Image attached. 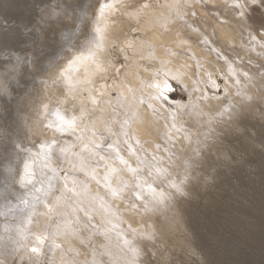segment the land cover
I'll list each match as a JSON object with an SVG mask.
<instances>
[{
  "label": "rangeland",
  "instance_id": "374dc122",
  "mask_svg": "<svg viewBox=\"0 0 264 264\" xmlns=\"http://www.w3.org/2000/svg\"><path fill=\"white\" fill-rule=\"evenodd\" d=\"M53 1L55 0H0V16L10 22L9 29L0 32V49L5 53L13 51L20 57H27L28 61L31 62L20 65L13 75L12 67L8 64L5 55H0V63L7 65V69L0 72V87L3 88V91H0V193L4 192L5 185H8L9 191L21 193L26 190L21 187L19 177L24 173L25 163H31L33 151L14 150V145L21 143L31 149L28 145V137L21 135L23 133L22 127L25 126L30 118L37 117L36 113L40 103H36L37 106L33 107L31 99H29L30 95L33 97V92H35L37 85L48 87L47 76L53 65H57L60 59L65 57L67 49L71 48L67 52L75 51L76 47L73 46L77 45V41L74 43V40L80 39L79 34H81L83 22L86 20L88 13L86 8H88L87 6L91 0H56L55 3ZM150 1L151 4H155L164 0ZM66 7L71 10L68 11ZM53 11L60 13L59 15H51ZM248 16L252 21L257 37H259L261 25H264V7L257 4L251 11H248ZM42 17L48 21L45 23L41 19ZM70 21L79 24L78 30L71 31V26L69 25L72 23ZM52 24L61 27V33L59 30L55 38H47L45 35L47 32H51ZM73 33L75 36L79 34L74 38ZM133 35L136 37L135 33ZM50 38L52 39L50 40ZM80 48L83 49V45ZM110 53L111 61L116 67L108 72L105 78L107 88L112 91V100L111 98L108 99L112 110L111 114L105 115L104 122L110 125L116 136L120 138V142L116 139L114 140L116 142H114L110 135L113 133L103 129L104 127L100 130V133L91 128L93 113H86L85 116L84 123L89 128L86 135L89 139H92L91 133L93 131L98 136L102 135L104 137L102 143L104 150L107 149L106 152L112 151L107 148L108 144H113L115 147L125 145L131 150L129 139H126L127 130L125 131V125L127 124L123 120V118H128L129 120L130 115H128L125 102L122 101V95L116 90V85L122 81L121 78H124L126 62L129 61L127 56L130 52H122L117 46H114L111 48ZM249 65L253 71L262 70L261 72L264 73V66H260L261 64L250 63ZM116 69H119L118 75L115 71ZM158 71L163 76L164 72L161 69H158ZM218 79L221 87L209 89L218 96L224 97L226 92L223 87L226 84V80L223 78ZM157 80V78L152 79L150 83H157ZM171 82L174 91L169 95L175 97L172 103H182L185 104L183 105L185 107L192 105L190 110L195 116H198L201 108L199 99L191 101L187 90L183 89L176 81L172 80ZM4 93L6 95L2 96ZM149 93L147 85L145 92H141V95L144 94L143 96L139 97L138 92H134L135 100L140 103L141 101L148 103L149 100L147 101V99L149 97L147 95ZM194 94L198 95L197 92ZM84 95L87 97V92H84ZM146 97L148 98L146 99ZM33 99L35 100V98ZM98 101L96 106L101 108L102 101L101 99ZM33 103L35 102L33 101ZM89 104L92 105L91 102ZM188 110L189 108L181 115L183 120L179 126V133H183L185 141L182 148L179 145V147H176L174 141V143H170L167 135L169 134L170 126L172 127V125L167 123V120L174 122L177 118L169 112L167 105L163 112H159L165 117L161 119L165 124L164 130L161 129L160 132L163 131L162 140L166 145L162 144V146L166 148V160L167 163H170L174 179L175 177L179 180L184 179L180 176V172H182L180 169L188 167L185 162L191 161L184 194L178 198V206L179 209L181 208L180 211L184 217L185 226L169 234L162 241H156L154 250L145 248L140 260L142 264H264V104L261 102L255 103L254 108L243 114L239 120L233 122V125L221 134L218 133L217 126L204 131L202 129V134H199L187 117ZM45 111L48 110L45 109ZM47 113L45 114L46 116ZM96 113L102 114V112L98 111ZM155 117L160 120L158 116ZM173 128H175L174 125ZM186 136L191 138V143L185 139ZM79 143V141H76L77 147L71 148L68 154L60 155V152L57 154L56 157L59 158L57 166H59L60 174L57 172L56 177L51 180L53 185L52 194L47 196L44 194L48 190L49 182L47 181L41 185V187H44V191L38 192L39 194L36 196L39 199L34 200L33 196H24L29 200V205L27 206L19 204V200L16 199L15 195L10 198V201L4 200L3 196L0 195L1 247L7 244L11 252V248L16 247L14 243L16 240H19L22 245L30 246L35 243V235L48 234V240L41 245L42 252L40 255L32 254L27 250V247H19L15 252H11L13 259L10 264H13V261H15V264H75L73 261L61 262L60 257L56 255L57 253H63V251L64 255L69 256L71 259L73 258L77 264H83L85 259L89 261L92 259L90 252L97 247V243H101L100 241L104 244L110 243L114 247L122 243L118 233H120L122 228L126 229L129 222L125 220L123 213L117 214L114 211V205L110 211H106L101 207L99 200H94L97 195L92 196L90 194L89 182L95 181L92 179L91 174L85 175L84 172L80 171L79 158L71 154L72 152L80 151ZM198 152H201L199 156H202V159L194 162V156ZM151 155L153 156L154 154ZM141 157L143 160L148 161L147 158ZM73 161L76 162L75 167H73ZM97 162L101 166L105 163V161L103 163V160H99L96 156L89 163L94 165ZM148 162L156 163V161ZM37 169H39V165ZM47 175L46 172L44 177ZM65 176H67L69 187L73 186V178H75L76 194L67 191L63 187L66 182ZM11 178L15 182L11 181ZM39 178L43 180L42 173H38L37 179ZM36 187H39L38 183ZM98 189L105 191L102 184L98 185ZM164 189L168 191L170 188L165 184ZM61 195L68 198V206L64 207L66 201L61 199L60 206L51 215H46L47 209L44 207L43 202L47 200L54 203L55 198ZM87 199H91L93 202L83 203ZM81 203L85 204V206H82ZM16 205H19V207L21 205L25 209L23 211V207L21 208L22 214L20 217L16 213L20 208L16 207ZM73 207L87 209L91 214V220L84 215L83 211L73 213ZM127 207L125 202L124 208ZM40 208L45 213V219L42 220L40 226H33V223L37 221ZM65 210L67 211L65 212ZM29 211L34 213L32 214L33 222L31 224L25 221L26 213ZM142 211L141 209L131 210L130 212L142 214ZM102 212L106 215L117 214L116 219L118 220L117 217L119 216L120 220L123 221L121 223L119 220L117 222L114 219L115 221L113 222L115 229L112 230V233L117 234L119 238L112 239L108 236L116 241L102 239L98 242L95 239L89 240V238L87 249H85L83 256H78L77 251L73 253L75 249L72 251L73 248L70 249L69 246L74 237L63 232V223L68 222L71 228L73 227L71 221L77 217L82 221H88V227H81L77 232V234L87 238L88 236L85 233L88 230L89 233L104 232L100 226L93 222L97 216L103 218L105 225H110V222L106 220V216H102ZM7 224L11 226L10 228H15L10 229ZM93 224L97 225L96 229L91 227ZM57 225H61L59 235H55ZM57 244L60 247H56ZM87 251L88 253H86ZM110 264L116 263L110 261Z\"/></svg>",
  "mask_w": 264,
  "mask_h": 264
},
{
  "label": "bare ground",
  "instance_id": "6f19581e",
  "mask_svg": "<svg viewBox=\"0 0 264 264\" xmlns=\"http://www.w3.org/2000/svg\"><path fill=\"white\" fill-rule=\"evenodd\" d=\"M55 1L53 2L55 3ZM100 2H102V0H91L88 6L85 2V5L88 7L86 8L88 12L87 18L86 20L83 19L84 22L81 34L78 33L80 39L74 40V43L77 41V45L73 46L76 47L75 51L71 50V52H67V50L71 48L65 51V57H62L57 65H53L52 69L50 68L51 71L46 81L48 87L37 85L35 87V92H33V97L30 95L29 98L31 99L33 107H35V105L37 106L36 103L38 102L40 106L36 113L37 117L30 118L25 126L22 127L23 133H21V135L28 137V145L31 147V151L34 152H32L33 157L29 164V168L30 170H35L36 179L38 173H43L44 182L48 181L44 177V174L47 172V176H52V173L47 168L43 167L45 164L43 158L36 155V153L40 152L39 145L41 143H51L54 139L56 140L57 143L54 148L51 166L57 169L56 173H59V166H57L59 158L56 157L59 153V148L68 147L74 142L76 143L74 135L70 133L62 135L45 126L48 123V117L45 114L56 107H60L61 109L66 108L69 110V114H71L72 111L79 112L83 102L87 106L86 113L94 114L93 120H91V128L100 133V130L104 127L103 129L109 130L114 134H110L113 141L115 139L117 141L120 140L110 125L104 122L105 115L111 114L112 109L110 108L111 105L108 99L111 98L112 100V91L106 87L102 89L103 95H100L99 91L96 93L97 103L99 99L102 101V99L105 98L101 103V108H98L96 104L93 105L91 103L92 105H90V100L84 99V93H77L75 99H73V97H68L66 100V86L60 77V70L67 66L69 59L74 58L79 51L83 50L80 46L83 45V47H85L88 38L93 35L92 25ZM231 2L232 0H164L163 2L151 4L150 0H120V10L107 14L106 19L101 21V25L103 26L106 24L108 30L105 53L108 71L104 74L105 78L108 72L116 67L111 61V48L117 46L119 50L123 49L122 52H130L127 56L129 61L127 60L128 62H126L127 65L125 66L124 78H121L122 81L116 85V90L122 95V101L125 102L128 115H130L129 120L128 118H123V120L127 124L125 125V131L127 130L126 139H129V147L131 150L125 145H121V147L116 146V148H118L121 155L133 165L137 162L133 151L147 158L150 162H154L151 154H155L157 157L163 156L165 158L164 162L167 163L166 148L162 146V144L166 145V143H163L162 140L163 131L160 132L161 129L164 130L165 123L161 119L165 117L159 113L163 112L166 105L169 112L174 114L177 118L174 122L167 120V123L172 125V127L170 126L169 134H167L168 140L170 143L174 141L176 147L181 146L182 148L185 141L183 133H179V126L183 120L181 115L187 108H189L188 112L186 111L188 113L187 117L191 120L199 134H202V129L204 131L215 126H217L216 129L218 133L221 134L232 126L233 122L239 120L243 114L250 111L251 108H254L255 103L261 102L264 104V73L261 72L262 70L253 71L249 65L250 63H258L259 65L261 64L260 66H264V48L260 46L258 40L252 39V36H257V34L254 31L249 16H247V18L239 17L232 8ZM144 5H147V7H144ZM70 10L68 8V11ZM71 23L69 26H71L70 29L72 32L75 29L77 30V27H80L77 22ZM52 25V30L50 29L51 32H47L45 35L47 38H55L59 30L61 33V27L54 24ZM133 33H135L136 37H134ZM77 35H74V38H76ZM52 38H50V40ZM230 66L234 69V74L229 71ZM158 69H161L163 72H168L170 78L172 76L179 77L178 80H173L189 92L191 101L199 99L201 108L198 112V116H195L192 110H190V108L192 109V105L185 107L183 106L185 104L172 102L170 104H161L159 101L151 99V96L155 94V89L152 87H148L150 91L147 95L149 99L146 97L147 101L149 100L148 103L145 102L141 104L135 100L134 92H138L139 97L143 96L144 94L141 95V92H145L147 85L153 84L150 83V80L157 78V82H162L164 77L161 75H159V77L157 76L156 72ZM245 73H247V75H245ZM218 78L226 80V84L223 87L226 92V96L224 97L218 96L209 89L221 87ZM237 79L240 81L239 83L236 82ZM215 85H218V87ZM237 91L240 92V95H236ZM196 92L198 95L194 94ZM5 95L6 93L2 96ZM33 98H35V100ZM33 101L35 103H33ZM45 104L48 105V109H46L48 111H45L43 107ZM229 104L232 106L231 112L224 113L222 116L219 115L218 113L222 112L224 107ZM149 105H151V107ZM97 111L102 112V114L96 113ZM155 116H158L160 120ZM173 125L175 128H173ZM77 134H79V131ZM157 145H159V148H157ZM112 154L115 155L114 152ZM199 154H201V152H198L194 156V162H198L202 159V156H199ZM60 155L62 154L60 153ZM141 156L140 158L142 159ZM93 157L94 156H92L91 159H93ZM91 159L87 161L88 165H90L89 162ZM106 163L110 164L111 161H105L104 165ZM116 163L118 164L119 161H116ZM37 164L39 165V169H37ZM102 167L103 165L96 168L95 173L96 177L101 180L105 173V168ZM180 171H182L180 172L181 178H185V176L189 174L190 167H184V169H180ZM176 173L178 172L176 171ZM127 175L128 174L125 173V176ZM175 179L177 178L175 177ZM37 180H40V178ZM11 181L15 182L13 178H11ZM94 181L95 182H89L90 194H92V196L97 195L103 197L104 191L98 189L96 180ZM38 185L41 187V184L38 183ZM31 188L32 186L29 185L28 189ZM184 189L185 183L183 184V191ZM32 192L29 193L26 189L21 193H25L26 195L24 194V196L26 197L33 196V199L36 200V196L39 193L35 192L34 189ZM166 192L171 193L167 201V206L160 205L155 211H142V214H137L136 212L131 213V210L129 211L127 209L128 207L124 208L125 202L115 201L113 204L115 207L114 211H116L117 214L123 213L122 215L125 220L131 223L133 227L137 228L140 232H149L153 234L154 238L151 240H138L142 254L145 248L154 250L156 241H162V239L169 234L185 226L184 217L180 211L181 208L179 209L178 206V198L181 194L176 193L174 189H169ZM91 201V199H87L83 201V203ZM83 203H81L82 206H85ZM22 207L23 206L20 205V210L16 212L19 217L22 214ZM24 210L23 207V211ZM66 211L67 210H65V212ZM106 214L102 212V216H106L108 222L111 221L110 225H105L102 220L103 218L97 215V218L93 222L100 226L102 230H107V235L110 238L118 239V235L112 233V230L115 229L113 227V222L117 214ZM44 219L45 213L43 209L40 208L37 221L33 223V226H40ZM7 227L10 228L11 226L7 224ZM1 228L0 226V235ZM85 235L88 237L84 243H81V240L77 238L81 235L77 234V237L73 238L69 246L70 249L73 248L72 251L75 249L73 253L77 251L80 257L81 255L83 256L85 249H87L86 246L89 238V240L95 239L97 242L104 239L103 235L97 234V232L89 233V230ZM112 239L110 240L116 241ZM106 244L111 248L112 255L110 257L105 256L103 259L121 264L124 259V253L120 250L119 246L117 245L114 247L110 245V243ZM0 245L2 244L0 243ZM98 245L99 243H97V246ZM86 253H88V251ZM90 255L92 256V252H90ZM56 256L60 257L63 263L73 261L77 264L73 258L71 259L69 256L64 255V251L60 254L57 253ZM97 258L99 259V257ZM12 259L13 255L6 254L3 247L0 246V260H4L5 264H10Z\"/></svg>",
  "mask_w": 264,
  "mask_h": 264
},
{
  "label": "snow or ice",
  "instance_id": "6c2138e0",
  "mask_svg": "<svg viewBox=\"0 0 264 264\" xmlns=\"http://www.w3.org/2000/svg\"><path fill=\"white\" fill-rule=\"evenodd\" d=\"M120 0H102L98 4L97 13L95 14L94 23L92 25V32L90 38H88L87 43L83 50L79 51L78 54L69 59L67 62V66L60 70V77L63 83L66 86L65 99L68 97L76 98L77 93L87 92V97L85 100H90V102L95 105L97 104V95L96 93L99 91L100 95H103V88L107 87V82L105 80V73L108 71V65L106 63V41L108 39V30L107 25H101V21L106 19L107 14H111L114 11H119ZM257 4L261 7H264V0H232L231 6L236 11V14L241 18H247L248 11L254 8ZM147 7V5H144ZM51 15H59L53 11ZM44 20V18H41ZM46 23L47 21L44 20ZM9 21L0 16V32L7 31L9 29ZM78 30V29H77ZM73 35H75L73 33ZM253 40H258L260 46L264 48V25H261L259 39L257 36H252ZM123 51V49H121ZM0 55H5L8 64L12 67V74H15L16 69L24 64L31 63L28 61L27 57H20L16 55L13 51H8L5 53L2 49H0ZM15 57V59H14ZM163 63V61H162ZM7 69V65L4 63H0V72H3ZM117 75L119 74V69L115 70ZM229 71L234 74V69L229 67ZM160 72H157V76L159 77ZM247 75V73H245ZM164 79L162 82H157L154 84H149L148 87H152L155 89V94L151 96V99L159 101L161 104H170L175 100L174 96H170L169 94L174 91V87L172 84L173 79H179L177 76L169 77L168 72L163 73ZM103 81V83H102ZM239 83L240 81L237 79L236 81ZM218 87V85H215ZM0 91H3V88L0 87ZM236 95H240V92L237 91ZM143 103V101H141ZM151 107V105H149ZM45 109H48V105L45 104L43 106ZM75 107V106H73ZM232 110V106L226 105L222 112L218 113L219 115H224V113H230ZM87 112V106L82 102V106L79 112L72 111L69 114L68 109H61L60 107H56L47 113L48 123L45 125L47 128L52 129L54 132L60 134H72L75 136L76 141H79V152H72L73 156L79 158V167L80 171L84 172L85 175H92V179L96 180L97 185H101L104 188L103 197H94V200H99L101 207L106 211H110L113 207L114 201L126 202L129 210H143L144 212L155 211L156 208L160 205L167 206L168 198L171 196V193H168L164 189V185L166 184L168 188L174 189L176 193L181 195L184 194L183 184L187 180V176L184 179H174L170 167V163H165V158L163 156L157 157L155 154L152 157V160L156 161L155 164L149 163L147 160H143L140 158L139 154L133 151V154L136 156V164L133 165L129 162V160L125 159L123 155H121L118 148L113 144H108L107 148L111 149V152H106L104 150L103 140L104 137L102 135L98 136L95 131L91 133L92 139L87 137V132L89 131L88 125L84 123L85 116ZM79 131V134H77ZM189 143H191L190 137H185ZM99 141V142H98ZM139 142V141H137ZM56 140L54 139L51 143H41L39 145L40 152L36 153L37 156H42L45 161L43 165L44 168H47L52 176H45L48 180V190L44 193L45 196L52 194L53 185L51 184V180L55 178L57 169L51 166V161L53 159L54 148L56 145ZM77 147V144L74 142L72 145L68 147H60L59 152L62 155H66L69 153L71 148ZM159 148V145H157ZM14 150L30 152L31 149L27 148L25 145L21 143H17L14 145ZM115 153L113 155L112 153ZM92 156H96L99 160L111 161L110 164H105L103 167L105 168V173L103 174V179H98L96 177V168L101 165L97 162L94 165H88L86 161L91 159ZM116 161H119L117 164ZM188 167H191V161L185 162ZM76 162L73 161V167H75ZM146 169V171H145ZM125 173L128 174L125 176ZM43 174V173H42ZM65 184L64 188L76 194L75 188V178H73V186L69 187L67 183V176L64 177ZM19 182L21 187L27 189L29 193L34 189L35 192L44 191L43 187H36V184L39 183L43 185V180L36 179L35 170H30L29 164L25 163L24 165V173L20 175ZM31 185L32 188L28 189L27 186ZM86 190V185H85ZM3 196L4 200L10 201V198L15 195L16 199L19 200V204H23L25 206L29 205V200L24 197V194L20 192H14L8 190V185H5V190L3 193H0ZM36 199H39L37 197ZM63 199L66 201L64 207L68 206V198L63 195L57 196L55 198V202H49L45 200L44 207L47 209L46 215H51L54 210L60 206V200ZM19 207V205H16ZM34 207V206H33ZM73 213L78 211H83L84 215L91 220V214L87 209H78L73 207ZM33 212L29 211L26 213V221L31 224ZM71 215V214H69ZM118 220L122 223L119 216ZM111 222V221H109ZM73 227H69L68 222H64L62 226V230L66 235H70L72 237H77L78 229L81 227H88V221H82L77 217L75 220L71 221ZM93 229L97 228V225H91ZM115 227V224L113 225ZM7 231V229H6ZM61 231V225H57V232L55 235H59ZM102 234L105 240H108L109 237L107 235V230ZM122 243L118 246L120 250L124 253V259L121 264H142L140 257L142 255V250L138 244V240L153 239V234L149 232H140L137 228L133 227L131 223H128L126 229H121L120 233H118ZM81 240V243H84L87 239L86 237H77ZM35 243L30 246H25L20 243L19 240L14 241L16 247L11 249V252L16 251L19 247H27V250L32 254L40 255L42 252L41 245H43L48 240V234L41 233L37 234L34 237ZM56 247H60L59 244ZM6 254H11L9 251V246L7 244L3 245ZM111 248L109 245L100 243L97 247L92 249V259L89 261L85 259L83 264H110V261L103 259L105 256H111ZM99 257V259L97 258ZM0 264H5L4 260H0ZM15 264V261H13Z\"/></svg>",
  "mask_w": 264,
  "mask_h": 264
}]
</instances>
